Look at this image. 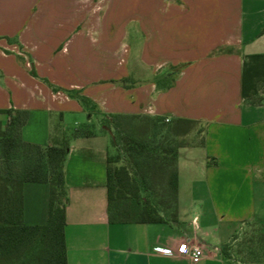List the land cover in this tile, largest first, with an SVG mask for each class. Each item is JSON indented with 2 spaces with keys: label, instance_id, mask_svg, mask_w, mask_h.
<instances>
[{
  "label": "crops",
  "instance_id": "crops-1",
  "mask_svg": "<svg viewBox=\"0 0 264 264\" xmlns=\"http://www.w3.org/2000/svg\"><path fill=\"white\" fill-rule=\"evenodd\" d=\"M17 111L26 141L68 144L67 264H264V0H0L3 127ZM115 113L200 124L162 222L110 219ZM23 194L25 223L47 224L50 185Z\"/></svg>",
  "mask_w": 264,
  "mask_h": 264
},
{
  "label": "trees",
  "instance_id": "trees-1",
  "mask_svg": "<svg viewBox=\"0 0 264 264\" xmlns=\"http://www.w3.org/2000/svg\"><path fill=\"white\" fill-rule=\"evenodd\" d=\"M116 120L127 119L132 122L141 117L138 114H111ZM145 116V115H144ZM146 117H150L147 116ZM28 113L17 111L12 114L8 124L3 127L0 121V264H67L64 227L66 225V208L68 205V191L65 178V162L68 154V144L43 146L26 141L22 136V128L26 123ZM155 122H170L166 118L152 117ZM108 122V125H110ZM194 120L179 118L174 127L175 133H185L184 127ZM173 124V122H171ZM119 134V140L124 145L128 166L139 164V158L152 169L163 167L165 156H161L159 148L149 147L144 142L134 139L132 129L121 130L119 123H114ZM76 134H91L89 129L77 130ZM113 139V138H112ZM114 141V139H113ZM181 145L170 146L161 152L170 153L174 159V168L169 175L168 192L177 203L178 168L177 158ZM138 159V160H137ZM110 186L112 178V156L109 159ZM26 182H46L50 185L51 209L50 219L44 225H28L24 221V194ZM142 185L146 179L142 177ZM135 203L142 202L138 185H134ZM145 187V186H144ZM115 189V188H114ZM151 189L150 187L146 188ZM115 196V195H114ZM110 198L109 209L112 221H130L136 219L143 222H162L165 220L162 210L156 204L148 201L141 203V217H132L131 207L121 200Z\"/></svg>",
  "mask_w": 264,
  "mask_h": 264
},
{
  "label": "rangeland",
  "instance_id": "rangeland-1",
  "mask_svg": "<svg viewBox=\"0 0 264 264\" xmlns=\"http://www.w3.org/2000/svg\"><path fill=\"white\" fill-rule=\"evenodd\" d=\"M110 125H108V122ZM104 123L110 127L112 132V138L114 139V144L116 149L112 156V178L115 188V200H121L126 206L131 207V213L128 214L132 217H141V203L148 201L156 204L157 209L162 210L163 214H172L176 207V202L173 200L172 195L168 192L169 184V175L171 174L172 169L174 168V159L171 158L170 153L161 152L163 149L167 150L170 146H178L184 143V139L175 133L176 129L174 123L166 122H155L152 118L142 115L141 117L135 118L132 122H129L127 119L116 120L111 115L104 118ZM114 123H119L121 130L132 129V135L134 139L139 142L146 143L149 147L159 148L161 156H165L166 159L163 160V167H158L152 169L148 167L144 162L143 157H138L139 164L137 166L130 165L128 166L126 154L123 152L124 145L119 140V134H117L116 129L114 128ZM200 127L198 123H190L184 128H197ZM112 139V140H113ZM138 160V159H137ZM142 177H145L146 183L142 185ZM134 185H138L139 196L142 200L139 205L135 203V189ZM145 186V187H144ZM150 187L151 189L147 190L146 188ZM253 228H257L252 224ZM249 242V240H248ZM254 243V241H253ZM251 243H248L249 247Z\"/></svg>",
  "mask_w": 264,
  "mask_h": 264
},
{
  "label": "built area",
  "instance_id": "built-area-1",
  "mask_svg": "<svg viewBox=\"0 0 264 264\" xmlns=\"http://www.w3.org/2000/svg\"><path fill=\"white\" fill-rule=\"evenodd\" d=\"M166 120L169 121L170 119L166 118ZM156 251L168 255L175 254V251L171 248L158 247L156 248ZM177 253L188 256L194 263L200 261L204 255V251L201 246L195 244L190 245L187 241H183L178 245Z\"/></svg>",
  "mask_w": 264,
  "mask_h": 264
}]
</instances>
